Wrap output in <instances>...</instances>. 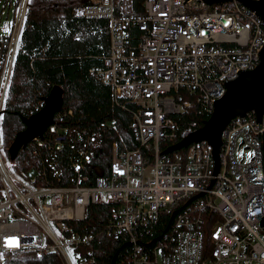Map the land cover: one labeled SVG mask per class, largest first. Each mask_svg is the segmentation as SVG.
Returning a JSON list of instances; mask_svg holds the SVG:
<instances>
[{"label": "built area", "instance_id": "obj_1", "mask_svg": "<svg viewBox=\"0 0 264 264\" xmlns=\"http://www.w3.org/2000/svg\"><path fill=\"white\" fill-rule=\"evenodd\" d=\"M117 3L85 7L111 29L103 65L91 69L131 109L137 146L115 141L107 164L94 163L105 149L103 132L117 123H63L74 111L61 107L31 140L36 164L21 172L5 148L2 122L31 0H0V29L10 9L14 16L0 33V263L35 252L57 254L61 264H93L94 236L72 222L104 202L109 228L129 236L133 264H264V120L253 111L232 119L217 172L207 140L166 152L200 126H184L183 114L193 105L213 113L227 82L260 63L264 20L240 0H145L141 14ZM9 238L17 244L9 247Z\"/></svg>", "mask_w": 264, "mask_h": 264}, {"label": "trees", "instance_id": "obj_2", "mask_svg": "<svg viewBox=\"0 0 264 264\" xmlns=\"http://www.w3.org/2000/svg\"><path fill=\"white\" fill-rule=\"evenodd\" d=\"M90 2L31 0L2 122L3 141L9 155L17 134L28 127L25 118L42 109L47 97L56 89H59L63 100L61 107L74 111L63 123L88 128L99 127L109 120L117 123V128L103 132L105 149L98 153L94 163L107 164L115 141H119L122 148L137 146L136 137L130 130L131 109L116 103L112 85L100 80L91 69L103 65L111 45V29L106 17L98 19L85 15V7ZM117 2L126 14L146 12L145 0ZM193 106L182 115V124L187 126L198 120L201 127L211 113L203 111L201 106ZM262 145L264 148V138ZM34 148L32 141L23 145L13 161L14 167L22 172L36 164L39 156L34 154ZM70 150L67 146L61 154L65 156ZM109 213V203H93L84 219L71 222L77 229L94 236L88 246L93 251V264H133L128 255L129 236L117 235L109 228ZM3 264H61V260L57 254L38 255L33 252L15 254Z\"/></svg>", "mask_w": 264, "mask_h": 264}, {"label": "water", "instance_id": "obj_3", "mask_svg": "<svg viewBox=\"0 0 264 264\" xmlns=\"http://www.w3.org/2000/svg\"><path fill=\"white\" fill-rule=\"evenodd\" d=\"M225 0H208V3L224 2ZM246 6L256 11L264 20V0H240ZM264 48V47H263ZM260 63L254 69H247L240 72L237 78L227 82L226 96L215 102V110L207 119L205 125L194 130L185 139H182L167 148L166 152H174L177 149L192 142L209 141L214 147V157L217 161L216 172L221 166L219 152L223 138V130L236 116L242 117L253 111L259 121L264 120V49L260 54ZM63 102L59 89H56L47 97L46 103L33 116L25 118L28 126L24 131L17 134L15 142L11 145L10 152L13 158L17 157L21 147L41 135L48 129V125L54 121L57 110L61 109Z\"/></svg>", "mask_w": 264, "mask_h": 264}, {"label": "rangeland", "instance_id": "obj_4", "mask_svg": "<svg viewBox=\"0 0 264 264\" xmlns=\"http://www.w3.org/2000/svg\"><path fill=\"white\" fill-rule=\"evenodd\" d=\"M5 19L3 21V24L1 25V29H0V33H5L6 31H8L9 29L7 27H9V25L12 24V21H14V16H13V9H10L9 10V17L6 16V14L4 15ZM252 149H249L246 152V154L248 155V157H251V154H252ZM242 156V153L241 151L238 152V156Z\"/></svg>", "mask_w": 264, "mask_h": 264}, {"label": "snow or ice", "instance_id": "obj_5", "mask_svg": "<svg viewBox=\"0 0 264 264\" xmlns=\"http://www.w3.org/2000/svg\"><path fill=\"white\" fill-rule=\"evenodd\" d=\"M17 244V241L15 238H9L8 241H7V245L9 247H12V246H15Z\"/></svg>", "mask_w": 264, "mask_h": 264}, {"label": "bare ground", "instance_id": "obj_6", "mask_svg": "<svg viewBox=\"0 0 264 264\" xmlns=\"http://www.w3.org/2000/svg\"><path fill=\"white\" fill-rule=\"evenodd\" d=\"M79 230V229H78Z\"/></svg>", "mask_w": 264, "mask_h": 264}]
</instances>
